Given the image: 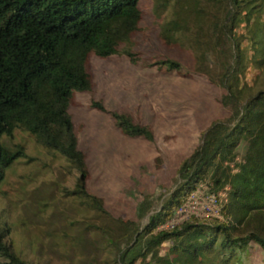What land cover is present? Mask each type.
Wrapping results in <instances>:
<instances>
[{"label":"trees","instance_id":"obj_1","mask_svg":"<svg viewBox=\"0 0 264 264\" xmlns=\"http://www.w3.org/2000/svg\"><path fill=\"white\" fill-rule=\"evenodd\" d=\"M175 2L160 36L167 43H187L195 69L221 88L220 103L228 113L201 132L200 143L179 163L173 187L160 205L152 210L150 203L133 220L113 216L103 199L88 191L87 163L69 105L75 92L91 91V54H123L137 61L132 46L141 31L139 0H0V183L15 158L26 155L22 144H10L16 131L28 132L47 150H57L78 172L65 195L76 196L79 206L106 220L78 231L81 237L85 229L98 231L109 254L104 264H241L236 260L251 243L264 250V86L239 85L249 59L258 66L264 61V0ZM167 6V0H157L155 9ZM154 64L184 74L183 64L172 58ZM92 106L109 113L125 136L153 141L150 128L129 114L108 112L94 99ZM206 177L215 188L227 187L224 219H185L157 229ZM9 232L10 226L2 223L0 264H36L15 249ZM166 242L172 256L159 255Z\"/></svg>","mask_w":264,"mask_h":264},{"label":"rangeland","instance_id":"obj_2","mask_svg":"<svg viewBox=\"0 0 264 264\" xmlns=\"http://www.w3.org/2000/svg\"><path fill=\"white\" fill-rule=\"evenodd\" d=\"M156 1L138 3L141 31L134 35L132 46L137 61L123 54L107 58L91 54L87 62L91 91L75 92L69 105L87 163L88 191L101 197L113 216L133 220H138L141 208L152 203L154 210L160 205L162 196L173 187L179 163L200 143L201 132L228 113L220 103L221 88L195 69V56L187 43H167L160 36L161 24L173 15L176 0H167L163 9H155ZM190 28L194 30V24L190 23ZM246 53L251 54L248 47ZM161 58L181 62L184 74L153 65ZM242 82L264 86V61L258 66L249 59L239 85ZM232 88L237 89L236 79ZM92 99L101 101L108 112L127 113L135 122L148 126L153 141L122 134L109 113L92 106ZM16 143L24 146L26 155L15 158L0 183V225L10 226L8 238L15 249L36 264H104L109 254L102 249L98 231L85 229L84 237L78 231L106 220L98 212L79 206L76 196L64 193L65 188L74 187L78 172L70 169L57 150L38 145L26 131L15 132L10 144ZM241 153L239 147L237 159ZM193 192L198 205L187 219H224L221 207L227 201V187L215 188L206 177ZM181 219L186 218L174 212L157 229ZM73 236L88 241L77 242ZM93 241L95 245L88 243ZM169 245L163 244L160 256H172ZM236 261L264 264V250L251 243Z\"/></svg>","mask_w":264,"mask_h":264},{"label":"built area","instance_id":"obj_3","mask_svg":"<svg viewBox=\"0 0 264 264\" xmlns=\"http://www.w3.org/2000/svg\"><path fill=\"white\" fill-rule=\"evenodd\" d=\"M197 205H198V200H197L194 192H192L185 198L183 203L175 210V216L180 215L181 217H183V218L185 217L187 219L190 216V214H195V210L197 208ZM175 224H178V223H175ZM175 224H172L171 226H167L165 228H170ZM159 229H164V228L161 227Z\"/></svg>","mask_w":264,"mask_h":264}]
</instances>
